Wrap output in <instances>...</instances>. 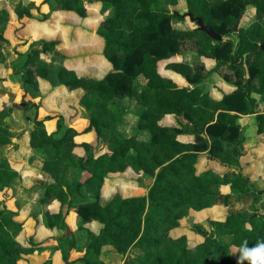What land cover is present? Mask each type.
Instances as JSON below:
<instances>
[{
	"label": "trees",
	"instance_id": "obj_1",
	"mask_svg": "<svg viewBox=\"0 0 264 264\" xmlns=\"http://www.w3.org/2000/svg\"><path fill=\"white\" fill-rule=\"evenodd\" d=\"M186 3L194 16L223 36L217 39L199 28L179 29L174 26L176 14L172 6ZM52 11L75 12L88 16L83 0H48ZM101 4V11H112L100 24L104 38L103 53L111 64L101 78L80 75L70 68L69 57L56 38L41 37L29 42L30 34L22 33L30 21H39L32 2L0 7V64L7 57V35L12 11L20 23L16 34L23 42L13 49V73L21 74L24 90L22 103L38 106L33 96L43 95L46 87L66 92L81 91L80 103L89 112V125L107 150L98 152L90 142H77L80 133L58 116L57 130L49 132L45 120L35 118L29 142L45 180L29 190H38L37 200L44 209V221L51 229H71L67 212L80 217L79 227L96 220L102 223L98 233L86 227V240L76 238L71 229L60 239L63 257L70 262L73 248H85L79 257L85 264H109L101 258L103 248L112 245L126 255V264H241V248L264 244V209L256 203L264 189L253 190L255 162L242 163L247 154L241 136L240 114L258 113L259 134H264V0H89ZM253 7L255 21L235 26L242 15ZM51 12L46 13L49 16ZM29 44L26 51L20 44ZM191 53L192 60L186 58ZM181 56V58H177ZM49 59V63L47 61ZM213 59V68L207 66ZM165 61L167 70L182 76L187 85L177 83L160 70ZM213 73L219 74L235 89L225 92L204 90L201 83ZM145 81V82H144ZM4 78L0 77V92ZM259 93V101L253 93ZM137 101L144 109L138 116L133 135L123 130L125 104ZM113 107V109H111ZM12 107L0 108V190L16 187L22 174L7 156L3 146L12 144L15 136L10 119ZM167 114H176L193 125L192 142L180 140L184 127L164 125ZM82 148L84 152H79ZM212 155L223 163L240 168L234 177L211 167L201 169V162ZM132 171L137 183L149 181L148 194L125 195L115 191L103 202V187L112 173ZM231 182L239 196L252 194L250 210L230 211L224 218L210 219L212 229L202 241L192 244L187 234L174 235L182 219L192 211L213 205L229 206L233 192L222 193L217 186ZM149 183V184H150ZM60 203L57 211L49 206ZM67 206V211L64 207ZM39 213V212H38ZM19 211L0 204V264H18L35 248V241L24 238L23 222L16 219ZM37 216V215H36ZM83 243V247H80ZM239 248L233 257L231 246ZM137 248L134 253L131 249ZM49 264V263H46ZM243 264H249L247 260Z\"/></svg>",
	"mask_w": 264,
	"mask_h": 264
},
{
	"label": "rangeland",
	"instance_id": "obj_2",
	"mask_svg": "<svg viewBox=\"0 0 264 264\" xmlns=\"http://www.w3.org/2000/svg\"><path fill=\"white\" fill-rule=\"evenodd\" d=\"M18 1L20 0H0V7L7 6L9 8L14 7ZM24 3H30L32 2L35 6L39 8L33 9V14L39 18L35 22H30L27 27L25 28L26 32L30 34V36L33 38L38 37V30L44 34L43 30H46L50 35L61 38L62 40L66 39L68 43H70L67 47H63L64 51L68 53H72L74 55V59L67 60L66 64L70 65L71 67H75L76 70H78L80 75H90L94 77L101 78L103 77L111 68V64L108 61V59L105 57L103 50L105 41L102 35L100 34V24L103 20V18L107 15H111L112 11H105L104 13L101 11L102 6L101 4H89V0H83V3L88 6V16L83 18L80 17L75 12H60L58 11H52V4L48 0H21ZM47 4V5H45ZM42 5L45 7L42 10ZM47 11V12H45ZM51 12L49 16H46V13ZM172 13L176 14V17L174 18V26L179 29H192L199 27V24L196 23L189 13V9L185 2L180 1L177 5L172 6ZM39 14V15H37ZM257 19L256 17V11L253 7H250L248 11H246L240 21V25L246 26L251 24L253 21ZM11 27L7 31V35L10 38V44L6 46V49L13 48L17 43L23 42L22 39H19V36L16 34L15 27H19L20 23L17 19L16 14L12 11V20H11ZM61 41V40H60ZM62 42V41H61ZM29 42L27 44H20L22 49H28L29 48ZM64 44V43H61ZM65 52V53H66ZM16 54V53H15ZM186 58L188 60H192L193 56L191 53H187ZM16 57L18 55L16 54ZM181 58V56L177 57ZM17 59V58H16ZM14 59V60H16ZM13 60V61H14ZM13 61L9 69L13 72ZM49 63V59H47ZM166 62L161 61L160 62V70L163 74L171 76L177 83L187 85V81L180 75L173 73L171 70H167L165 67ZM209 66L213 67L214 63L209 62ZM8 69L7 74L10 72ZM6 73V70L4 69V74ZM6 78V77H5ZM12 84V91L15 89L17 90L19 87L15 80H11ZM145 82V81H144ZM6 83V81H4ZM202 86L205 89H213L215 90V87H222L225 90L232 89V86L227 84L222 77H220L218 74L213 73L209 79L205 80L204 83H202ZM59 91V90H55ZM15 97L14 99H11L12 94H8L6 96H2L0 99V106L4 108L2 105L3 103H10L11 105H8L6 107H12V117L10 118L16 126H14V133L16 135L15 142L17 141L19 143L18 147L13 146H5L3 149V153H5L8 157L11 158L12 162L14 163L15 167L20 169L22 173L30 174L33 176L26 175L25 183L32 184L36 181H41V179L38 177V171H35V169L27 164V148L28 145V136H29V127L32 126L33 120L35 118L40 117L39 113V106H30L26 105L24 103H21V95L19 92H14ZM259 97V95L257 94ZM73 98L72 101L76 105L78 104L79 107H83V105L80 103V97L81 93L74 92V96H71ZM64 98H61L60 100L57 99V101L51 103L54 106H59V104H62V100ZM79 107H75L73 105L74 112L78 113ZM126 109L125 114L122 116L123 123L127 124L126 127H124L123 130H125L128 134H133L136 132V118L141 114L143 111V107L135 100L132 102H127L124 106ZM68 109V107L66 108ZM72 109V108H71ZM113 109V107L111 108ZM83 115L80 114V118H82V122L85 123L86 119L89 121V112L87 110H83ZM85 119V120H84ZM66 121V119H65ZM247 122V121H245ZM89 123V122H87ZM189 124V123H187ZM245 123V125H247ZM190 125V124H189ZM244 125V127H245ZM186 130V129H185ZM182 139H185V137H181ZM20 139V140H19ZM258 147L256 149V152L254 153V156H252V152L249 153V158H253L255 162V171H260L262 168H264V136L257 135L255 136L250 142V145H254ZM263 143V145H262ZM260 144V146L258 145ZM79 152H84L82 148L78 149ZM263 155V156H261ZM248 157V156H247ZM244 157L243 162L246 161L248 158ZM261 159V161H260ZM207 167H211L217 171L223 172L226 170L224 166H222L218 161H216L211 156L206 157L201 162V169H205ZM228 170L230 169L229 166H227ZM28 176V177H27ZM116 177V176H115ZM136 175L132 172H126L125 174H120V176H117L112 181V185L109 184L106 187V191L110 192L112 189H115L118 187L122 193L125 195H140V194H148L149 188L151 186V183L149 181H144V184H137ZM256 177V175H255ZM111 182V181H109ZM108 182V183H109ZM150 183V184H149ZM264 188V179L263 182L257 185V188ZM256 189V188H255ZM12 192L10 190L6 191H0V204L8 207H15V198L11 195ZM261 206H264V194L261 197V201L258 203ZM54 207V206H53ZM67 207V206H66ZM57 209V208H56ZM68 208H66L65 211H67ZM232 207L231 206H225L223 204H217L213 205L210 208H207L202 211H192L190 216L188 218L182 219L181 226L175 230H173L174 235H180V234H187L189 237V240L192 244H196L203 240L205 232H210L212 229V226L210 225V219H217V218H224L230 211ZM28 214V215H27ZM67 216H69V221L71 223V229L73 228L76 232V238L81 241L85 242L86 240V227H79V221L80 217L74 210H69L67 212ZM32 216H29V210L28 208H25L21 211V213L18 215V219H31ZM27 220H24L27 222ZM90 225V224H89ZM92 225V224H91ZM96 227V226H91ZM71 229H66L65 233H69ZM26 231L29 233L24 234V238L27 241L30 238V234L35 232V235H38V228L36 227V224L34 222V226L27 227ZM37 232V233H36ZM62 234V232H60ZM27 234V235H26ZM29 234V235H28ZM44 235V234H42ZM63 235V234H62ZM65 235V234H64ZM52 239H55L57 241L58 238L56 237H50ZM34 239V237H33ZM38 240V239H37ZM36 243V240H34ZM37 245V246H36ZM36 247L38 248V242L36 243ZM83 243H80V247ZM35 247V248H36ZM104 251L102 253V257L104 261H107L109 264H126V255L116 252L112 246H106L103 248ZM81 250V251H80ZM73 249V251L70 252V258L74 260L71 262H68L64 259L63 253L60 252L61 260L56 258V264L58 262L64 263V264H85L82 260L79 259V255H84L85 250L84 248ZM131 251L134 253L139 252L137 248L131 249ZM84 252V253H83ZM232 255L233 257H237V249L236 247H232Z\"/></svg>",
	"mask_w": 264,
	"mask_h": 264
},
{
	"label": "crops",
	"instance_id": "obj_3",
	"mask_svg": "<svg viewBox=\"0 0 264 264\" xmlns=\"http://www.w3.org/2000/svg\"><path fill=\"white\" fill-rule=\"evenodd\" d=\"M45 5H47V4H45ZM44 6L42 5V10H45V9H43V8H45ZM45 12H47V11H45ZM60 12H64V11L61 10ZM37 15H39V14H37ZM240 21H241V19H240ZM30 22H35V21H30ZM39 22L40 21H38V24H40ZM27 25L25 26V28L27 27ZM25 28L23 29L22 33L29 35V33L26 32ZM43 31H44L45 35H42V33L38 30V37L37 38L47 37V38H56L58 40H61L62 43H64V44H60L59 48L64 53L66 52V51H64L63 47H65V46L67 47L70 44V43H68V41H66V39L62 40L61 38H58V37L50 35L46 30H43ZM37 38H34V39H37ZM32 40H33V38L31 37L29 42H31ZM19 50L26 51L27 49H22L21 46H19ZM6 52H7L6 60H5L4 63L0 64V77H3L4 81H6V83H4V90L0 92V99H1L2 96H6L8 94H12L11 95V99H10V100H12V99H14L13 97L16 96L14 92H16V94H17V92H19L20 95H21V103H22V99H23V96H24V93H25L23 88H22V84H21L22 75L21 74H15V73H13L11 71V69H9L11 64H12V61L14 59H16L17 57H16V54H15V51H14L13 48H9L8 47L6 49ZM66 54L69 57V60L74 59V55L72 53L66 52ZM209 62H213L214 65H215V61L213 59H207V66L209 68H213L214 66L213 67L209 66ZM68 66L70 68H73V69L76 70L75 67H71L69 64H68ZM4 69L6 70L5 74H4ZM8 69L10 70V72L7 74ZM76 71L78 72V70H76ZM215 74H217V73H215ZM207 79H209V78H207ZM222 79L227 84L232 86V89H230L229 91H232L233 89H235V86L233 84H231L230 82L226 81L223 77H222ZM11 80H15L16 81V83H17V85L19 87L17 90L15 89L14 91H12V87H11L12 82H11ZM204 82H205V80L202 83H204ZM202 83H201V86H202ZM218 89H221V90H223L225 92H229L228 90H225L222 87H218V86L215 87V90H213V89H205L204 88V90H206V91L207 90H212V92H214L216 95H219L218 94ZM55 90H58V89H55ZM55 90H51L49 87H46V90H45L43 95L33 96L30 93H28L26 95L27 99H32V101H34V102H36L38 104V106H39L38 110H39V113H40L39 119H43L47 115L55 116L54 118H49V119L47 118L45 120V125H46L47 130L50 133L56 131L57 130V122H58V116L57 115H63L65 117V119H66V123L69 126L74 127L77 131L80 132L75 138L77 142H83V141L90 142L92 145L95 146V150L98 151V152L107 150L106 145L104 144V142L102 140L98 139V137H97V135H96L94 130L84 131V129L89 125V123H87L89 121H88L87 118H85L86 122L83 123L81 121L82 118H80V114L83 115L82 114L83 110H86V108L84 106L83 107H79L78 104L75 105L73 103L72 99H71V98H73L71 96H74V92L81 93V91L78 90V91H74V92L69 93V92H66V91H61V90L55 91ZM257 94L259 95V97L257 96ZM253 95L259 101L261 100V95L259 93L254 92ZM61 98H64V99L62 100L63 103L59 104V106H54V105L51 104V103L57 101V99L60 100ZM4 104L5 103L2 102V105H4ZM73 105H74V108L75 107H79L78 108L79 109L78 113L77 112L73 113L74 112ZM67 107H68V109H66ZM0 108H1V106H0ZM259 110H260V112H264V102H260ZM258 113L240 114V118L238 119V123L241 125V136L244 137V139H245V148H247V150H248L247 154L242 157V160H243L244 157L248 156L247 157L248 159L246 161L243 162L241 160L243 164L248 162V161H253L254 160L251 157L249 158V153L252 152L251 155L254 156L253 152H256V149L258 148V147H255L257 143H255L254 145H250L249 142L257 135L264 136V134H259V132H258V129H259ZM11 117H12V114H11L10 118ZM136 120L137 121H136L135 129L137 130V128H138V124H137L138 123V116H137ZM245 121L248 122L247 125H245V123H247ZM162 123L164 125H169V126L184 127V129H186V130H185L184 133L180 134V136H179L180 140H182L183 142H192L193 141V139H194V135H193L194 127H193V125L187 124L189 122L184 117L176 115V114H167L164 117V119L162 120ZM13 124H14V126H16L14 122H13ZM33 124H32L31 127H29L30 128L29 129V134H30L31 128L33 127ZM244 125H245V127H244ZM126 126H127V124H125L124 127H126ZM135 133H133V134H135ZM126 134L130 135L128 133H126ZM133 134H131V135H133ZM183 136L185 137V139L181 138ZM15 139H18V138H16V135L12 138L13 143L12 144H7L5 146H10V147L13 146L14 148L18 147L19 143L17 141L15 142ZM258 145L260 146V144H258ZM262 145H263V143H262ZM5 146H3V149L5 148ZM26 148H27V155H26L27 164L29 166L33 167L35 169V171H38V177L41 179V181L42 180L44 181L45 177L40 172L39 165L37 164V162H35V163L31 162L32 156H34V159H40V158L38 156H35V152L32 151L31 146H30V142H29V136H28V145L26 146ZM3 149H2V152H3ZM3 155L7 156L5 153H3ZM208 156H211L212 158H214L216 161H218L222 166H224L226 168V170L223 171V172H220V171H217V170L214 169L215 171H217L219 173H226V174H228V176H231V177H234L235 175H237L239 173L240 168L238 166L231 165V164H228V163H223L222 161H220V159H218V158H216V157H214L212 155H207L206 157H208ZM261 156H263V155H261ZM8 158L12 162L11 158L10 157H8ZM260 161H261V159H260ZM13 165H14V163H13ZM227 166L230 167L229 170H228ZM18 170L20 171V169H18ZM20 173L22 174V180H19L18 185H16V187L6 188L3 191L10 190V192H12L11 195L14 196V198H15L16 206L14 208L7 206L8 208H10L12 210H15V211H19V214L21 213V211L23 209L28 208L29 216H32L31 219H29V220H27V219L20 220V219L17 218L19 214L16 216V219L20 220V221H22L24 223L23 226H24V230H25L26 233H29L28 231H26L27 227H30L31 225L34 226V222H35L36 227L38 228V235L37 234L35 235V232H34V233H32V235L30 234V237H32V238L34 237V240H36V243L38 242V248L36 247L37 246L36 245L35 246L36 248H34V250L31 253L27 254L23 259L19 260L18 264H46V263L56 264V258L60 259L61 258L60 252L62 253V250H61V248L59 246L60 239L63 237L64 234H68V233H65V229H51V228H49L46 225V223L44 221V216H43L44 209H40V207L38 206V203H37V200H38L39 195H40L38 193V190L37 189L36 190L32 189V190H29V191L27 190V189H31L35 184H38L41 181H36V182H34L32 184H27L26 185V183H25L26 177L25 176L26 175L33 176V175L26 174V173L24 174V173H22V171H20ZM120 174H122V173H112L110 175V177L107 179V181L105 182V185L103 187V195H102V199H103L104 203L108 202V200L110 198V195L113 192H115V191L122 192L118 187H116L115 189H112L110 192L105 190L107 185L109 184L111 186L112 185V181L115 178H117V176H120ZM135 178H137V175H136ZM263 179H264V168H262L260 171H258V169H257L256 177L254 176L252 189L253 190H255V188H256V190L264 189V188H260V187L257 188V185L262 183ZM109 181H111V182H109ZM217 189L220 192H222V193L233 192V198H232V200H231V202L229 204V206L232 207L231 211H235V210L241 208V206H243L244 208H247L248 210H250L249 206H250V203L253 200L252 194H247L245 196H239L237 192L232 190L231 182H228V183L223 184V185H219V186H217ZM140 195H142V194H140ZM262 196L263 195H261V197ZM261 197H260V200L255 204L256 207L259 208V211H263V209H264V206H261V205L258 204L261 201ZM59 208H60V203L57 202V201H55L53 204H51L49 206V209L51 211H57V210H59ZM66 208L67 207L65 206L64 210H66ZM68 217L69 216H67V221L69 222V224L71 226V223H70ZM24 220H27V222L24 221ZM85 226L89 227L94 232L98 233L100 231L101 227H102V223L99 222V221L94 220V221L86 224ZM91 226H96V227H91ZM25 232H24V234H25ZM60 232H62L63 235ZM42 234H44V235H42ZM50 237H56L58 239H57V241H55V239H52ZM106 246H112V245H106ZM233 246H231V250H232ZM234 247H236L237 252H238L237 255H238L239 254V248L237 246H234ZM73 249H75V248H73ZM73 249L71 251H73ZM76 249H78V251L80 250V248H76ZM84 250L86 251L85 248H84ZM114 250H116V249L114 248ZM103 251H104V249H103ZM116 252H117V250H116ZM81 256L82 255H79L78 257H81ZM73 260H74V258L73 259L70 258V262L73 261ZM105 262H107V261H105ZM58 264H64V263L58 262ZM72 264H76V263H72Z\"/></svg>",
	"mask_w": 264,
	"mask_h": 264
},
{
	"label": "clouds",
	"instance_id": "obj_4",
	"mask_svg": "<svg viewBox=\"0 0 264 264\" xmlns=\"http://www.w3.org/2000/svg\"><path fill=\"white\" fill-rule=\"evenodd\" d=\"M240 262L243 264L247 260L249 264H264V244H258L256 247L249 249L247 246L241 248Z\"/></svg>",
	"mask_w": 264,
	"mask_h": 264
},
{
	"label": "water",
	"instance_id": "obj_5",
	"mask_svg": "<svg viewBox=\"0 0 264 264\" xmlns=\"http://www.w3.org/2000/svg\"><path fill=\"white\" fill-rule=\"evenodd\" d=\"M188 15H190V17L196 22L199 24V29H203L205 31H207L211 36H213L214 38H217V39H222L223 36L219 33H217L212 27L208 26L207 24L204 23V21L200 18V17H197V16H194L192 12L189 11ZM239 24H240V19L239 21L237 22L236 26H235V29L237 30L238 27H239ZM8 105H11L10 103H5L4 104V109H6V107Z\"/></svg>",
	"mask_w": 264,
	"mask_h": 264
}]
</instances>
